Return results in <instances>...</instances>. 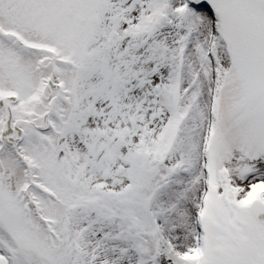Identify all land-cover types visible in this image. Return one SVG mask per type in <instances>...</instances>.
I'll return each instance as SVG.
<instances>
[{
	"label": "snow or ice",
	"instance_id": "1",
	"mask_svg": "<svg viewBox=\"0 0 264 264\" xmlns=\"http://www.w3.org/2000/svg\"><path fill=\"white\" fill-rule=\"evenodd\" d=\"M0 264H264V0H0Z\"/></svg>",
	"mask_w": 264,
	"mask_h": 264
}]
</instances>
